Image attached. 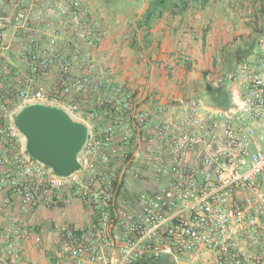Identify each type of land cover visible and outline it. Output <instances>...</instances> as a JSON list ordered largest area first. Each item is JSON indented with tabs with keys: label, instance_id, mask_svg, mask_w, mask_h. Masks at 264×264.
Masks as SVG:
<instances>
[{
	"label": "built area",
	"instance_id": "1",
	"mask_svg": "<svg viewBox=\"0 0 264 264\" xmlns=\"http://www.w3.org/2000/svg\"><path fill=\"white\" fill-rule=\"evenodd\" d=\"M109 34L91 0H0V209L91 212L87 225L61 213L52 264H264V15L258 53L212 81L223 106L147 103L97 55ZM32 104L86 128L70 176L27 153L15 118ZM45 231L0 222V264Z\"/></svg>",
	"mask_w": 264,
	"mask_h": 264
},
{
	"label": "crops",
	"instance_id": "2",
	"mask_svg": "<svg viewBox=\"0 0 264 264\" xmlns=\"http://www.w3.org/2000/svg\"><path fill=\"white\" fill-rule=\"evenodd\" d=\"M133 1L122 13L112 6L93 4L110 30L97 55L110 60V72L118 82L132 89L143 86L149 104L167 106L176 101H190L189 95L207 91V86L216 89L212 80L218 64L226 65L229 61L237 66L254 58L255 53L246 58L249 52L240 46L237 49L241 60L229 58L228 54L222 58L221 53L230 49L228 25L223 18L214 21L213 14L177 8L158 10L154 8L157 0ZM138 1L142 6L136 10ZM224 23L227 36L222 31ZM6 194L1 192L0 199ZM62 212L66 221L81 225H87L93 217L77 202L57 209H38L30 215L19 212L17 200L0 209L2 223L20 219L29 227L42 226L46 230L40 247L31 240H21L18 264H52L48 258L52 246L49 231L63 222Z\"/></svg>",
	"mask_w": 264,
	"mask_h": 264
},
{
	"label": "water",
	"instance_id": "3",
	"mask_svg": "<svg viewBox=\"0 0 264 264\" xmlns=\"http://www.w3.org/2000/svg\"><path fill=\"white\" fill-rule=\"evenodd\" d=\"M15 123L33 159L61 177H68L77 169V155L86 140V128L82 124L73 122L60 108L40 104L23 107Z\"/></svg>",
	"mask_w": 264,
	"mask_h": 264
},
{
	"label": "rangeland",
	"instance_id": "4",
	"mask_svg": "<svg viewBox=\"0 0 264 264\" xmlns=\"http://www.w3.org/2000/svg\"><path fill=\"white\" fill-rule=\"evenodd\" d=\"M91 2H95L93 3L94 5H97L98 3L101 7H103L104 5L110 7L112 6L116 11L121 13L124 12L126 8H129L130 5L134 4L133 0H91ZM186 2L187 9L185 10H190L193 12L200 11L201 13L203 12L207 15L213 14L215 16V19L212 18L214 21H221L223 18L226 22V25H228V40L230 49H228V51L226 49L223 51V53H221L222 58L225 59L228 54L229 58H233L235 56L234 58H236V60H241L240 58L242 56H238V51H240L237 49L238 46L245 48V50L249 52L246 58L253 55L254 53H258V48L256 46L257 33L254 32L252 28L257 27L256 24H260L261 18L259 19V14L255 13L256 11L254 7L249 6V4H243L238 0H219L217 2H209L204 6L194 0H186ZM141 4V1L137 2L136 10H139L141 8ZM252 17H256L255 23H253ZM226 25L224 23V30H222L225 36H227L225 29ZM247 32L249 33L247 34ZM239 43H241V45H239ZM249 47L251 50L249 49ZM226 62L230 63L229 61ZM227 63L225 65L221 62L220 64H218V67L216 66V71L214 72L215 74L213 73V79H215L217 74L220 75L222 73H226L235 69V63H230L229 66ZM177 92H179V89L176 90V93ZM187 99L192 102H201L205 107H211L215 104V99L213 98V96L204 89L197 94L189 95ZM166 261L167 259L164 258L156 264H169L165 263Z\"/></svg>",
	"mask_w": 264,
	"mask_h": 264
},
{
	"label": "trees",
	"instance_id": "5",
	"mask_svg": "<svg viewBox=\"0 0 264 264\" xmlns=\"http://www.w3.org/2000/svg\"><path fill=\"white\" fill-rule=\"evenodd\" d=\"M197 3H201L202 6L206 5L209 2H217L219 0H194ZM242 2L243 4H249V6L255 8V13L259 14V19L262 18L264 15V0H238ZM187 2L186 0H157L154 2V8L158 10H163L166 8H171V9H181L185 10L187 9ZM256 16V15H254ZM253 23L256 22V17H252ZM261 20V19H260ZM257 27L252 28L254 32L259 33L260 31V24H256ZM207 91L213 96L214 103L217 104L218 106H223L225 101L227 100V95L226 92L222 89H213L210 86L206 87ZM167 263V261L165 262ZM156 264V263H154Z\"/></svg>",
	"mask_w": 264,
	"mask_h": 264
}]
</instances>
